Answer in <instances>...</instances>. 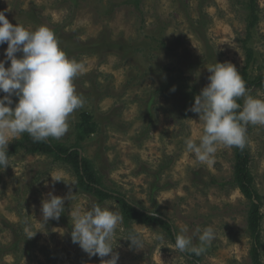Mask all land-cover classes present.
Returning <instances> with one entry per match:
<instances>
[{"label": "rangeland", "instance_id": "rangeland-1", "mask_svg": "<svg viewBox=\"0 0 264 264\" xmlns=\"http://www.w3.org/2000/svg\"><path fill=\"white\" fill-rule=\"evenodd\" d=\"M248 3L0 0V11L10 23L29 30L48 27L67 56L83 65L74 85L85 104L57 140L74 144L86 115L95 132L81 143L83 155L109 189L165 216L177 235L185 226L189 235L197 227L201 232L214 229L215 238L198 255L201 264H251L250 201L234 183V147L218 145L214 163L208 165L184 143L186 138L199 143L203 135V122L190 108L209 83L208 67L230 62L240 75L245 67ZM258 5L259 23L249 42L255 58L251 79L264 73V0ZM7 46L0 45V60ZM248 94L264 99V89ZM249 126L246 147L253 189L262 202L264 262V126ZM9 165L0 171V264H101L110 258L90 257L72 242L71 232L73 213L82 214L94 203L120 213L115 202L78 191L75 174L53 157L21 150L10 156ZM49 192L69 198L59 219L43 224L42 201ZM132 231L142 237V249L130 248L126 238ZM112 244L117 264H190L159 227H125L122 221ZM193 246L200 247L196 237Z\"/></svg>", "mask_w": 264, "mask_h": 264}, {"label": "clouds", "instance_id": "clouds-1", "mask_svg": "<svg viewBox=\"0 0 264 264\" xmlns=\"http://www.w3.org/2000/svg\"><path fill=\"white\" fill-rule=\"evenodd\" d=\"M5 42L8 45L5 59L0 60V92L6 94L0 98V171L10 166L8 148L13 139L24 133L34 142L60 139L69 130L72 114L85 104V98L77 93L74 85L83 65L67 56L51 29L40 26L29 30L19 23L14 25L0 11V45ZM17 53L22 55L18 58ZM8 61L10 66L6 68ZM208 71L209 83L190 108L203 122V135L199 143L191 138H186L184 143L199 162L211 165L218 145L242 150L247 143V126H264V99L248 94L246 83L234 64L217 62ZM171 90L175 91V87ZM13 96L18 97L14 108L11 107ZM242 97L241 109L237 100ZM47 196L42 201L43 224L50 219L58 220L69 198V195L61 197L51 192ZM122 220L120 213L94 203L82 214L73 213L72 242L79 244L90 257L111 254L101 264H117L119 254L114 252L112 241ZM193 237L198 238L200 247L193 246ZM214 238L211 226L202 232L197 227L191 235L185 226L176 237L175 248L181 253L190 250L200 255ZM126 239L131 242L130 248H143L139 233L132 231Z\"/></svg>", "mask_w": 264, "mask_h": 264}, {"label": "trees", "instance_id": "trees-1", "mask_svg": "<svg viewBox=\"0 0 264 264\" xmlns=\"http://www.w3.org/2000/svg\"><path fill=\"white\" fill-rule=\"evenodd\" d=\"M248 9L250 11V19L246 28V38L242 41V47L245 51V67L242 70L241 76L246 83L248 93L252 90L264 89V73H260L256 79H251L249 67L255 62L254 52L249 48V42L253 37V30L259 23V5L258 0H249ZM6 95L0 92V98ZM11 107H15L18 103V98H13ZM237 102L243 108V97ZM239 111V110H238ZM83 120L76 134V142L72 145H67L59 142L55 138H49L45 142H34L33 139L24 133L21 139L14 141L8 149L9 157L23 151L28 155H41L55 158V160L69 167L76 177V189L80 192L95 197L101 202L113 201L119 209L123 217L125 227L131 223H137L146 226H155L161 228L171 239L173 244L176 242V231L172 223L159 212H150L141 206L130 201L123 194L109 189L104 183L103 178L96 169L95 164L86 158L83 143L90 134L95 132V128L90 124L89 118L86 115L82 116ZM251 131L250 126H247V133ZM234 172L233 179L235 186L240 192L250 201V210L248 213V231L251 238L250 259L251 264H264L262 259V230H263V214L262 202L260 196L253 189L254 177L251 173V155L247 147L242 150L234 147ZM152 213H155L153 215ZM190 264H201V259L198 255L187 251L182 253Z\"/></svg>", "mask_w": 264, "mask_h": 264}]
</instances>
